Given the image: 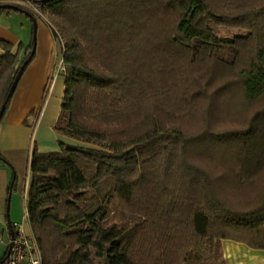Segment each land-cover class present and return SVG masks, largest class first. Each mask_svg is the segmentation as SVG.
<instances>
[{"label":"trees","instance_id":"1","mask_svg":"<svg viewBox=\"0 0 264 264\" xmlns=\"http://www.w3.org/2000/svg\"><path fill=\"white\" fill-rule=\"evenodd\" d=\"M35 2L62 47L54 129L79 142L30 147L44 264H227L223 240L264 250V0ZM17 6L0 18L37 20ZM36 44L0 38V110Z\"/></svg>","mask_w":264,"mask_h":264},{"label":"crops","instance_id":"2","mask_svg":"<svg viewBox=\"0 0 264 264\" xmlns=\"http://www.w3.org/2000/svg\"><path fill=\"white\" fill-rule=\"evenodd\" d=\"M1 23L0 19V26ZM38 27L40 35L35 58L24 72L0 127V150L7 160H1L0 163V217L5 199L9 196L12 167H18L22 159V164L28 160L32 141L44 152L60 151L58 143L61 142L69 145L79 144L77 140L61 135L54 129L62 108L65 75L64 71L57 67V43L47 22L40 19ZM5 30H8V33H3L0 38L16 45L23 42L18 33L8 28ZM51 80L53 83L49 89ZM44 100L45 105L40 111ZM33 112L35 114H32ZM26 119L31 121L29 126L24 124ZM46 138L50 141H46ZM27 180L25 191L29 192L30 173ZM15 218H19V215ZM0 230L2 237L7 232L8 244L12 236L8 218L4 224L0 221ZM222 251L227 264H264V250L251 248L245 243L223 240Z\"/></svg>","mask_w":264,"mask_h":264},{"label":"rangeland","instance_id":"3","mask_svg":"<svg viewBox=\"0 0 264 264\" xmlns=\"http://www.w3.org/2000/svg\"><path fill=\"white\" fill-rule=\"evenodd\" d=\"M11 4L15 5H21L25 8L32 9L37 12V22L41 20L48 22V18L46 14L42 12V10L39 8L37 2L35 0H12V2H9ZM36 9V10H35ZM1 26H0V37H2L3 33H8V30H5V28L10 29L12 31H15L18 33L22 39H23V44L25 47H28L32 40L34 39V23L33 20L24 12L22 11H16V10H11L9 12H5L1 15ZM50 28V26H49ZM51 30V28H50ZM11 32V31H10ZM51 33L53 35V32L51 30ZM218 33L220 36L223 37H234L236 35H243L246 34V31L241 28H236V27H220L218 28ZM39 27L37 30V41L39 38ZM3 39V38H2ZM57 43V42H56ZM57 45V67L61 69L62 65V47L59 43ZM53 81L51 80L49 83V89L52 86ZM29 124L31 121H28ZM46 141H50L49 139L46 138ZM34 144V141H32ZM59 148L61 149L60 143H58ZM37 149L40 151L39 147L37 146ZM46 151V152H50ZM44 152V151H40ZM2 159L0 158V163ZM24 160L22 159L21 162L19 163V166L16 167L15 169L12 167V179L14 176L17 174V188L15 189L14 192L11 194V201H10V221L14 222L17 220L18 222H24L25 221V214H26V202H25V185L28 183L27 176L29 175V172L27 170V165H28V160L22 164ZM27 163V165H26ZM12 182V181H11ZM9 195V194H8ZM28 199V198H27ZM7 207H8V196L5 199V205L3 208V212L1 213L0 221L2 224L7 222ZM16 215H19V218H15ZM6 229V227H5ZM2 231L0 230V259L5 255V253L8 251L9 245L7 244V232L4 233V237H2ZM1 237L4 238V240H1Z\"/></svg>","mask_w":264,"mask_h":264},{"label":"built area","instance_id":"4","mask_svg":"<svg viewBox=\"0 0 264 264\" xmlns=\"http://www.w3.org/2000/svg\"><path fill=\"white\" fill-rule=\"evenodd\" d=\"M3 2L8 3L12 0H0V3ZM61 70H64L63 62ZM27 198L28 192L25 195V202H27ZM24 218V222H12L14 236H11L8 241L9 247H12L7 264H44L43 252L32 230L28 211H26ZM1 240L4 239L1 237Z\"/></svg>","mask_w":264,"mask_h":264},{"label":"water","instance_id":"5","mask_svg":"<svg viewBox=\"0 0 264 264\" xmlns=\"http://www.w3.org/2000/svg\"><path fill=\"white\" fill-rule=\"evenodd\" d=\"M0 7L15 9V8H17L18 6L15 5V4H6V5H0ZM24 13H26V12L24 11ZM26 14H27V13H26ZM31 18H32L33 23H34V40H36V39H37V30H38V22H37V20H36L35 18H33V17H31ZM36 47H37V44H36L35 47H34V51L36 50ZM30 60H31V59L29 58V59H27V60L22 64V66H21V68H20L18 74L16 75L15 80H14V82H13V84H12V87H11V89H10V91H9V94H8V96H7V98H6L5 102H4V104H3L2 107H1V110H0V119H2V117H3L4 113H5V110H6V105H7L8 101H9V99L11 98V96L14 95V93H15V91H16V89H17V86H18V84H19V82H20V80H21V78H22V76H23V74H24L25 68H26V67L29 65V63H30ZM11 197H12V196H11V194H10V195L8 196L7 218H8V222H9V224H10V228H11V230H12V237H13V236H14V232H13V228H12V222L10 221V201H11ZM11 247H12V246H10L9 249H8L7 257H8L9 254H10Z\"/></svg>","mask_w":264,"mask_h":264}]
</instances>
